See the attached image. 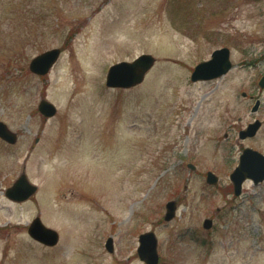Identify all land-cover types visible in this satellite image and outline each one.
<instances>
[{
    "label": "rangeland",
    "instance_id": "obj_1",
    "mask_svg": "<svg viewBox=\"0 0 264 264\" xmlns=\"http://www.w3.org/2000/svg\"><path fill=\"white\" fill-rule=\"evenodd\" d=\"M222 47L232 69L191 82ZM53 48L49 73H31ZM141 54L157 59L143 83L105 86L109 66ZM263 73L264 0H0V121L18 136L0 140V264H144L146 231L157 264H264V181L246 179L234 196L229 180L244 147L264 154ZM42 98L54 117L38 113ZM254 119L257 135L240 140ZM23 171L37 193L14 203L4 191ZM36 216L59 233L56 246L28 237Z\"/></svg>",
    "mask_w": 264,
    "mask_h": 264
},
{
    "label": "water",
    "instance_id": "obj_2",
    "mask_svg": "<svg viewBox=\"0 0 264 264\" xmlns=\"http://www.w3.org/2000/svg\"><path fill=\"white\" fill-rule=\"evenodd\" d=\"M60 54L59 49H51L45 51L33 59L29 63V70L37 75H45ZM154 63V58L149 55H142L132 63L122 62L112 66L107 75L106 84L111 87H131L140 83L144 74ZM230 68L228 61V53L226 49L215 51L212 53V59L208 62L198 64L191 74V80L210 79L224 74ZM259 85L264 87V77L260 80ZM244 95V94H243ZM256 109V106L253 110ZM39 112L45 117H51L55 114V107L47 100L42 99L38 105ZM259 123L250 124L246 130L239 133L240 138L254 135ZM0 138L9 142L15 143L16 135L8 130L6 125L0 122ZM193 168V167H192ZM245 178H251L254 183L264 179V157L259 153L246 149L240 157V163L237 168L230 175L233 182L234 194H240L241 183ZM206 182L215 185L217 177L208 172L206 175ZM36 190L25 176L21 174L18 180L11 188H8L5 195L15 201H22L33 194ZM175 203L169 202L166 205V213L164 220L168 221L173 218L175 212ZM211 226L210 220L203 222L204 228ZM30 236L39 242L52 246L56 244L58 235L55 231L48 229L42 225L39 218L33 220L28 228ZM140 246L138 248L139 258L146 262V264H157L158 255L156 252V238L152 232L145 233L139 237ZM106 249L112 251V241L109 238L105 244Z\"/></svg>",
    "mask_w": 264,
    "mask_h": 264
}]
</instances>
